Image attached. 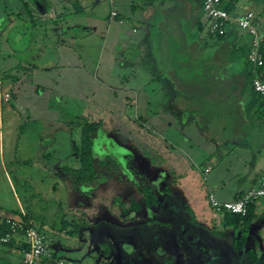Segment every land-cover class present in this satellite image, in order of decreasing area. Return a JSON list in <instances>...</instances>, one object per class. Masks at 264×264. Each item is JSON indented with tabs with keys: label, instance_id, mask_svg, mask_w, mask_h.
<instances>
[{
	"label": "rangeland",
	"instance_id": "rangeland-1",
	"mask_svg": "<svg viewBox=\"0 0 264 264\" xmlns=\"http://www.w3.org/2000/svg\"><path fill=\"white\" fill-rule=\"evenodd\" d=\"M6 1L13 7L16 0ZM246 4L239 0L237 12L245 10ZM108 10L109 1L101 0V16L93 17L91 11L67 16L70 23L89 31L98 26V34L88 32L79 38L81 42L44 39L46 43L65 40L76 54L64 56L70 62L77 57L84 66L79 70L29 69L34 61L47 66L63 54L50 46L41 48V39L29 36L30 23L18 22L15 30L24 37L12 56L4 46L8 41L12 44L17 33L13 30L8 38L9 33L0 31V77L6 71L14 74L16 70H8L12 66L23 67L20 84L5 80L2 85L0 79V208L12 214L26 211L47 236L55 257L45 264H59L56 256L61 254L66 256L65 264H264L263 256L258 261L250 258L249 248L236 253L232 245H219L223 240L218 231L204 224L213 210L210 193L220 202L235 201L233 194L249 191L256 176L258 183L264 177V149L262 159L256 161L264 128L256 133L259 125L252 122V133L242 139L244 145L221 158L197 127L172 113L159 114L164 100L155 83L147 88V93L153 91L147 109L148 101L141 95L139 102L132 103L134 97L125 91L110 90L108 85L122 88L127 80L143 89L141 84L155 74L152 58L156 55L141 52L137 44L134 47L139 35L133 34L132 23L110 24L104 16ZM118 28L123 33L120 49L114 47ZM64 74V81L59 80ZM66 88L78 95L64 97L61 91ZM5 93L10 95L8 101ZM79 120L102 126L94 144L98 186L76 184L64 169L77 164L73 145L79 137L74 123ZM117 130L124 133L115 134ZM211 154L215 159L210 163ZM209 163L211 171L205 175ZM221 181L222 186L214 187ZM139 188H150L155 203L150 200L146 206V195ZM76 190L82 193L76 203L81 212L75 214L82 228L70 235L58 228L63 220L73 219L70 210ZM73 228L69 225L68 231ZM72 255L85 260L72 262ZM12 263L22 264L23 254L12 255Z\"/></svg>",
	"mask_w": 264,
	"mask_h": 264
},
{
	"label": "crops",
	"instance_id": "crops-1",
	"mask_svg": "<svg viewBox=\"0 0 264 264\" xmlns=\"http://www.w3.org/2000/svg\"><path fill=\"white\" fill-rule=\"evenodd\" d=\"M243 1L247 2L246 8H248H244L245 10L242 12H237L239 0H224V3H234L235 7L231 13L233 18L247 12H254L257 15L259 35L262 38L264 36V5L262 1ZM10 4L12 3L6 0L0 2L1 33L3 35L9 33L8 38L12 36L10 32L13 30L17 33L12 44L8 41L9 44L4 46L9 54L15 56L18 53L16 48L24 37V33L15 30L18 22L30 23L29 36L31 35L35 41L36 37L37 40L41 39V43L38 44L41 48L50 46L56 48L57 52H61L63 55L58 54V59L47 66H39L34 61L29 69H42L48 73L54 69H83V63L78 62L77 57L73 58V62H70L64 56L69 52H72L74 56L76 54L65 40L58 39L55 43L53 41L51 43L49 40V44L44 42V39H51L50 36L53 38L62 37L77 43L81 42L79 38L82 39L88 32H92L93 35L98 34V29H96L98 26L92 27V31H89V27L85 28L70 23V17L67 18V16L74 13L84 14L89 11L92 12L93 17H97L95 14L101 16V0H16L13 2V7H10ZM202 6L203 0H115L114 5H110V10L104 16L110 24L119 22L122 26L124 21L132 23L133 34L139 35L133 40L134 47L137 44L141 52H151L156 55L155 58H152L155 74H152L151 79L141 84L140 88L143 89L140 91L133 87L134 84L128 80L125 81V86L122 88L111 87L108 83L106 85L114 92L125 91L133 96V100L129 99L132 103L139 102L141 95L143 101H148L144 108L147 109V105L149 106L148 103L151 101L149 93L153 95V91L147 93V88L155 83L159 86L157 92L164 100L162 105L158 106L159 114L162 111L172 113L178 118L185 119V123L197 127L205 135L206 144L216 147L217 151H220L217 155L224 158L231 151L244 145L245 140L242 141V139L252 133L253 129L251 128H254L255 125L252 122L256 120L255 123L259 125L256 133L259 129V132L263 130L264 113L260 111L259 99L250 83L252 72L248 61L251 46L250 36L241 30L235 22L229 24L227 34L223 39L210 35L208 32L209 19L205 16ZM70 7L73 8V11L70 10ZM113 10L119 13L118 19H111ZM116 31H120V29L118 28ZM122 34L121 31L117 33L119 39L114 44V47H118V49L122 47L120 43ZM115 50L117 51V49ZM19 67L21 66H12L8 70H16ZM6 73L8 72L6 71ZM62 77L64 81L65 74L60 75L59 80ZM0 79L2 80V76ZM21 82L22 77L18 82L11 83L16 86ZM1 83L3 85L2 81ZM61 93L64 97L78 95V91H70L68 88ZM249 125L253 126L249 127ZM123 131L117 130L115 134H123ZM107 138L117 145L112 136L108 134ZM118 138L124 139L121 135ZM260 147L256 153L257 159L254 158L257 162L258 159H262L264 141ZM132 156L133 154L129 155L130 158ZM210 157L211 163L215 159V155L211 154ZM256 181H258L257 176L256 184L252 188L258 184ZM223 184L224 182L221 181L214 187L218 188ZM245 192H236L233 194L235 195L234 199L237 200ZM78 194L81 195L78 196ZM81 196L82 193L78 190L74 192V196L72 195L75 206L70 211L73 214V219L71 222L65 220L71 225L80 224L75 214L81 212L76 205L82 200ZM1 211L6 217L16 219H22L20 215L28 214L26 211H21V214L4 212L3 209ZM84 213L82 212V215ZM209 215L210 219L204 224H211L212 228L218 231L219 238L223 240L218 244L232 245L233 247L235 229L224 226L223 215L216 214L213 210ZM254 215L253 222L247 227L240 228L237 235L239 237L242 232L246 231L248 233L246 249L253 250L258 258L259 256L264 258V209L255 208ZM13 239L12 246L0 244L4 245V248L0 249V260L6 261V264H13L12 255L21 254L23 250L24 240L16 236ZM247 250L242 252H247ZM54 257L53 254L51 258H44L40 264H45ZM65 257L61 254L55 259L60 263V261H65ZM71 259L72 262L81 263L85 260V256L72 255Z\"/></svg>",
	"mask_w": 264,
	"mask_h": 264
},
{
	"label": "built area",
	"instance_id": "built-area-1",
	"mask_svg": "<svg viewBox=\"0 0 264 264\" xmlns=\"http://www.w3.org/2000/svg\"><path fill=\"white\" fill-rule=\"evenodd\" d=\"M113 6L115 0H108ZM205 16L209 19L208 32L214 37L225 36L228 26L235 22L237 26L245 31L251 38L250 52L248 61L252 67L254 75L252 88L255 93L264 99V79L258 74V70L264 66V56L261 51V37L258 31L257 15L254 12H247L242 16L233 18L224 8V0H203L202 6ZM119 13L115 10L111 12V19H118ZM122 23V21H120ZM4 100L8 101L10 95L5 93ZM211 171L210 167L204 169L205 175ZM209 204L216 214L224 215L227 213L246 216L252 207L264 209V177L259 180L256 187L245 192L239 199L231 202H220L215 194L210 193ZM1 223V222H0ZM6 223L9 226V234L1 239L6 244L11 238L20 235L24 238L25 247L22 250V264H40L44 258H51L52 252L48 246V239L42 231L35 228L22 219L6 217ZM59 264H65L60 261Z\"/></svg>",
	"mask_w": 264,
	"mask_h": 264
},
{
	"label": "trees",
	"instance_id": "trees-1",
	"mask_svg": "<svg viewBox=\"0 0 264 264\" xmlns=\"http://www.w3.org/2000/svg\"><path fill=\"white\" fill-rule=\"evenodd\" d=\"M262 3L264 5V0H262ZM234 3L229 2L227 4L224 3V8L231 14L234 10ZM225 36L221 37H216L219 39H223ZM261 51L264 56V36L261 38ZM250 65V63H249ZM251 66V65H250ZM23 67H19L16 69V72L13 73H5L2 75V82L5 80H8L9 82L16 83L18 82L21 77L19 76V73ZM252 69V67H251ZM258 74L260 75L261 78L264 79V66L261 67L258 70ZM254 75L251 72V77H250V83L252 85ZM259 99L260 103V111L264 113V99L259 96L257 93H255ZM78 128H79V137L78 141L73 145V152L76 155V167L71 168V167H65L64 169L66 171H70L71 174L73 175L74 181L76 184H87L89 186H98L100 181H98V172L96 171L95 168V158H96V153L94 150V144H95V139L97 138L98 132L102 128L100 123H89L86 120H79L77 123ZM100 164H103V162H100ZM139 191L142 194L146 195V206L151 205V201L155 203V196L152 195L150 192V188H139ZM243 195V194H242ZM240 195V197L242 196ZM239 199V198H238ZM134 207L136 209H140V206L138 204H134ZM254 207L250 209V212L246 216H241L237 214H224V226L227 227H233L235 229V234H234V240H233V248L236 252H242L246 249L247 244H248V233L242 232V234L238 237L237 232L240 230V228H244L249 226L254 218ZM2 209L0 208V244H4L1 242V239L6 237L9 234V226L6 223V216L2 214ZM22 220L35 227L33 224V221L30 219L29 214L22 216ZM62 227L58 228L60 231L63 232H68L70 235L73 234L75 235L76 233L78 234L79 231H81L82 225L80 224H74L71 225L65 220L62 222ZM71 225L74 228L70 231H68V226ZM36 228V227H35ZM40 230V229H39ZM42 231V230H40ZM14 239L11 238L8 243H6L8 246L13 245ZM25 245H23V248ZM248 254L250 258H252L254 261H258V258L256 254L254 253L253 250H249ZM1 261V260H0Z\"/></svg>",
	"mask_w": 264,
	"mask_h": 264
},
{
	"label": "flooded vegetation",
	"instance_id": "flooded-vegetation-1",
	"mask_svg": "<svg viewBox=\"0 0 264 264\" xmlns=\"http://www.w3.org/2000/svg\"><path fill=\"white\" fill-rule=\"evenodd\" d=\"M236 252V251H235ZM236 253H240V252H236Z\"/></svg>",
	"mask_w": 264,
	"mask_h": 264
}]
</instances>
